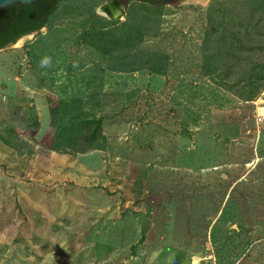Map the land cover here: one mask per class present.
I'll use <instances>...</instances> for the list:
<instances>
[{
	"label": "rangeland",
	"instance_id": "obj_1",
	"mask_svg": "<svg viewBox=\"0 0 264 264\" xmlns=\"http://www.w3.org/2000/svg\"><path fill=\"white\" fill-rule=\"evenodd\" d=\"M190 1L159 0L138 46L169 56L165 76L111 72L80 42L90 20L75 12L104 19L105 0L64 2L49 31L0 52V264H264V89L245 103L207 87L218 0ZM61 100L102 119L104 151L47 150Z\"/></svg>",
	"mask_w": 264,
	"mask_h": 264
},
{
	"label": "trees",
	"instance_id": "obj_2",
	"mask_svg": "<svg viewBox=\"0 0 264 264\" xmlns=\"http://www.w3.org/2000/svg\"><path fill=\"white\" fill-rule=\"evenodd\" d=\"M67 1L43 0L32 6L13 5L0 10V49L44 25L49 30L58 7ZM158 2L130 9L127 21L116 25H108V21L94 12L76 11L87 15L90 20L79 40L103 55L107 60L106 69L111 72L146 70L154 75L165 76L169 56L138 47L144 35L149 34L145 26L154 24V33L159 26L162 5ZM200 50V78L208 84L207 87L228 92L245 103L253 101L264 89V0L211 2L206 11ZM212 90L209 96L216 102L219 95ZM80 104V100H61L50 109L53 133L48 151L85 154L88 151L105 150L102 119L83 117L81 108H78L77 113L75 107ZM183 109L190 112L187 121L196 123L197 113L188 107ZM32 125L37 129L36 121ZM8 132L9 138L2 137V141L17 149L16 144L8 141L11 135L14 136L15 130L10 129ZM144 238L143 234L140 241L143 242Z\"/></svg>",
	"mask_w": 264,
	"mask_h": 264
},
{
	"label": "flooded vegetation",
	"instance_id": "obj_3",
	"mask_svg": "<svg viewBox=\"0 0 264 264\" xmlns=\"http://www.w3.org/2000/svg\"><path fill=\"white\" fill-rule=\"evenodd\" d=\"M156 1L157 0H105L104 4L100 7V13H104V19L106 21L115 22L116 24H122L127 21L129 11L133 8L134 3L142 5H154ZM96 15L98 16L99 14L96 13ZM45 28L47 29V31H49L47 26L44 25V27H41L39 30L32 31L29 34H37Z\"/></svg>",
	"mask_w": 264,
	"mask_h": 264
},
{
	"label": "water",
	"instance_id": "obj_4",
	"mask_svg": "<svg viewBox=\"0 0 264 264\" xmlns=\"http://www.w3.org/2000/svg\"><path fill=\"white\" fill-rule=\"evenodd\" d=\"M42 1L43 0H0V10L4 9L6 7H9V6H13V5L32 6V5L39 4ZM26 36H28V35L21 37L16 42H18L22 38H25ZM16 42L9 44L6 47L0 49V52L8 50V49H13L16 46Z\"/></svg>",
	"mask_w": 264,
	"mask_h": 264
},
{
	"label": "bare ground",
	"instance_id": "obj_5",
	"mask_svg": "<svg viewBox=\"0 0 264 264\" xmlns=\"http://www.w3.org/2000/svg\"><path fill=\"white\" fill-rule=\"evenodd\" d=\"M190 2L198 3L200 5H204V4H206L207 0H191Z\"/></svg>",
	"mask_w": 264,
	"mask_h": 264
},
{
	"label": "clouds",
	"instance_id": "obj_6",
	"mask_svg": "<svg viewBox=\"0 0 264 264\" xmlns=\"http://www.w3.org/2000/svg\"><path fill=\"white\" fill-rule=\"evenodd\" d=\"M44 63H48V61H45Z\"/></svg>",
	"mask_w": 264,
	"mask_h": 264
}]
</instances>
